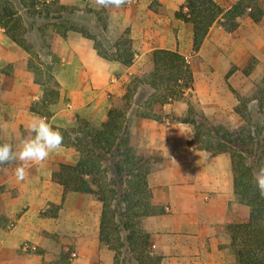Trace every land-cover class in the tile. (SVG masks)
<instances>
[{"label":"crops","instance_id":"obj_1","mask_svg":"<svg viewBox=\"0 0 264 264\" xmlns=\"http://www.w3.org/2000/svg\"><path fill=\"white\" fill-rule=\"evenodd\" d=\"M78 1L60 0L67 5ZM153 1L167 14L151 10ZM216 1L228 10L238 0ZM89 2L102 7L96 0ZM184 3L126 0L119 8L110 7V38L117 40L129 31L134 51L129 66L100 56L93 40L79 32L70 31L65 38L54 34L58 97L52 101L45 100L48 90L36 82L30 54L0 26V138L19 152L24 140L34 135L28 125L36 117L55 130L77 127L84 120L101 124L108 118L111 98L123 96L132 79L154 69L156 49L189 55L192 88L164 106L162 121L136 116L130 125L131 142L140 152L164 157L147 178L154 201L164 211L142 224L162 264H240L229 226L247 222L250 208L236 198L231 157L191 144L194 128L184 118L191 96L213 123L232 128L242 123L237 93L242 95L254 79H264V21L258 24L244 15L234 31L216 22L194 53L192 25L175 16ZM251 59L254 67L246 73ZM78 160L76 148L62 143L42 162L15 160L0 166V186L5 187L0 200L8 218L7 225L0 226V264H42L59 244L60 249H74L70 264H115V252L100 240L102 202L90 193L66 192L52 180L58 164L75 165ZM17 167L25 169L23 181L16 178Z\"/></svg>","mask_w":264,"mask_h":264},{"label":"trees","instance_id":"obj_2","mask_svg":"<svg viewBox=\"0 0 264 264\" xmlns=\"http://www.w3.org/2000/svg\"><path fill=\"white\" fill-rule=\"evenodd\" d=\"M110 7L96 8L89 3L67 5L60 0H0V26L30 54L29 67L36 82L49 92L45 100L58 97L53 68L59 59L51 48L54 34L65 38L70 31L79 32L93 40L100 56L126 66L133 63L129 31L117 40L108 34ZM149 8L160 15L167 14L158 1H153ZM244 15L263 23L262 1L238 0L224 10L216 0H185L175 12L177 18L192 25L194 53L214 23L234 31ZM153 63L154 69L148 75L132 79L123 96L111 98L105 122L94 124L84 120L77 127L56 129L63 136V144L76 148L79 160L75 165L58 164L52 180L66 192L90 193L102 202L100 240L115 252V264H162L142 222L164 211V206L154 201L147 180L152 168L164 157L160 152H140L131 142L130 125L136 116L162 121L164 106L182 99L192 88L194 77L190 61L179 51L156 49ZM254 64L255 59H251L244 71L249 73ZM45 71L50 74L47 80L42 78ZM237 95L240 103L236 112L242 123L236 129L213 123L191 96L184 121L194 128L191 144L212 154L227 153L231 157L236 198L250 208L247 222L229 226L232 248L240 264H264V197L254 180L264 166V88L253 95ZM5 143L9 144L0 139V144ZM4 189L0 186V198ZM7 223L0 200V226ZM73 253L74 249L63 247L54 260L42 264H70Z\"/></svg>","mask_w":264,"mask_h":264},{"label":"clouds","instance_id":"obj_3","mask_svg":"<svg viewBox=\"0 0 264 264\" xmlns=\"http://www.w3.org/2000/svg\"><path fill=\"white\" fill-rule=\"evenodd\" d=\"M96 3L102 7L119 8L125 3V0H96ZM29 132L34 134L24 140L19 152H15L10 144H0V164L19 160L22 162L44 161L51 152L59 149L63 142V136L53 129L50 124L42 117L34 118L28 125ZM16 178L19 181L25 179L24 167H17ZM256 187L259 193L264 197V166H261L254 176Z\"/></svg>","mask_w":264,"mask_h":264},{"label":"rangeland","instance_id":"obj_4","mask_svg":"<svg viewBox=\"0 0 264 264\" xmlns=\"http://www.w3.org/2000/svg\"><path fill=\"white\" fill-rule=\"evenodd\" d=\"M67 3H69V2H66V4ZM88 3H90L89 2V0H80V1H78V5H85V4H88ZM70 4H72V5H74L75 3H70ZM188 60L189 61H191L192 60V58L188 55ZM149 73H146L145 75H148ZM49 75L50 74H48V72H44V74L42 75V78L43 79H45V80H47V79H49ZM144 76V75H143ZM261 80V78L260 79H258V80H253L252 81V86H250L249 88H248V90H246V91H244V92H241L242 94H247V95H253V94H255L256 93V91H258V89H260V88H264V79L262 80V81H260ZM260 81V83H258ZM47 94H49V92L47 91ZM46 94V95H47ZM229 129H236L237 127H235V128H232V126H229L228 127ZM1 139V138H0ZM2 140V139H1ZM10 144V143H9ZM11 145V144H10ZM12 162H15V161H12ZM8 163V162H7ZM51 211H54L55 210V207H50L49 208ZM60 245V244H59ZM57 246V248H56V250H53L52 251V253H51V257H49L48 258V260H54L55 259V255H58L59 254V252H60V246ZM54 255V257H52ZM58 264H63V262H60V263H58Z\"/></svg>","mask_w":264,"mask_h":264}]
</instances>
